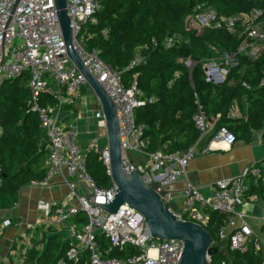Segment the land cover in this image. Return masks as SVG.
Returning <instances> with one entry per match:
<instances>
[{
    "label": "built area",
    "instance_id": "2783aa9c",
    "mask_svg": "<svg viewBox=\"0 0 264 264\" xmlns=\"http://www.w3.org/2000/svg\"><path fill=\"white\" fill-rule=\"evenodd\" d=\"M99 8L97 0H68L67 4L75 50L117 105L125 172L138 171L148 184L156 185L155 189L162 194L163 202L170 206L179 220L205 226L209 221L206 209L226 214L225 225L220 230L221 240L228 241L233 250L260 254L264 264V196L249 193L252 184L264 185V167L256 162L251 163L241 174L213 181L210 193L204 195L190 180L188 166L198 152L207 151L206 147L199 151L197 141L179 152L149 151L144 138L147 125L137 122L136 109L154 98L144 97L136 79L126 87L122 82L121 71L106 63L97 49L88 47L91 35L88 25L97 23L95 14ZM262 15V10L253 9L247 13L228 16L218 13L212 7H205L204 4L197 6L192 15L197 25L233 30L240 23L243 27L239 34L243 41L236 51L203 61L208 82L220 84L226 80L230 69L238 64L239 54L254 58L260 55L264 48V18L260 19ZM185 40L181 33H174L164 38L163 45L173 48ZM211 48L217 49L214 45ZM142 61V56L137 54L127 68H133ZM181 61L190 70L197 64L190 57ZM26 72L29 73L28 104L39 114L49 149L45 176L40 180H31L26 185L31 188L49 187L65 167L69 192L61 200L48 198L40 193L37 197L38 220L21 222L22 225L15 232L6 253H3L2 237L8 228L16 224L12 218L1 214L3 210H0V263L37 264V258L32 259L31 252L39 250L41 255L47 246L48 237L59 234L64 239L70 238L71 246L55 264H77L84 250L90 252L86 264H179L184 249L183 240L154 238L144 217L128 203L123 204L115 214L97 206V203L105 204L113 199L118 187L111 178L109 188H100L88 173L87 155L90 151L99 153L100 159L108 167V144L100 147L95 140L82 148L80 133L68 120L66 107L74 105L83 94V89L90 86L68 55L55 0H19L18 3L17 0H0V85L5 80L21 77ZM44 93L53 96L54 105L41 103ZM95 118L98 127L106 133V121L101 108L95 112ZM194 121L201 132L200 138L213 129V140L223 141L227 146H232L237 141L233 131L227 127L218 129L215 123L209 121L199 100ZM255 133L260 141H264V127ZM137 154L147 158V164L137 162ZM1 173L0 165V184ZM182 179L185 182L184 200L179 209L174 205V191ZM83 183L93 191L90 198L86 196ZM253 200L263 203L260 232H256L250 225L247 213L239 209ZM18 205L19 201L13 208ZM80 211H84L89 220L78 226L71 218ZM62 231L67 232L68 237H64ZM98 233L105 234L115 247L123 249L126 244H131L139 248L140 253L122 257L104 256L96 240ZM211 259L212 256L210 261Z\"/></svg>",
    "mask_w": 264,
    "mask_h": 264
},
{
    "label": "trees",
    "instance_id": "16d2710c",
    "mask_svg": "<svg viewBox=\"0 0 264 264\" xmlns=\"http://www.w3.org/2000/svg\"><path fill=\"white\" fill-rule=\"evenodd\" d=\"M97 1L100 8L95 14L97 23L88 25L91 34L88 47L97 49L106 63L121 71L126 87L136 79L144 97L154 98L136 109L137 122L147 125L144 138L149 151L179 152L200 139L201 132L194 121L197 100L209 121L218 129L227 127L233 131L237 140L250 141L256 130L264 127V48L257 58L239 54L238 64L230 69L226 80L220 84L210 83L205 78L203 61L236 51L243 41L239 36L243 27L240 23L233 30L200 26L192 19L200 4L228 16L259 9L263 12L260 19H263L264 0ZM174 33H181L186 40L166 48L164 38ZM212 45L217 49L213 50ZM137 54L143 61L128 69ZM188 57L197 61L192 70L181 61ZM28 81L26 72L0 85V210L12 209L19 201L22 188L46 174L49 155L46 133L39 114L28 104ZM41 103L54 105L55 99L44 93ZM75 116L76 113L72 118ZM212 139L213 135L208 143ZM87 166L89 175L100 188L111 186L108 167L99 153H88ZM249 193L263 197L264 185L252 184ZM206 210L209 221L205 227L220 248L212 256L211 264H263L260 254L233 250L228 241L221 240L220 230L225 225L226 214L211 208ZM71 220L81 226L89 219L80 211ZM96 240L104 256L140 253L139 248L131 244L123 249L113 246L102 233L96 235ZM70 246V238L54 234L48 237L41 255L39 250L31 252L32 259L37 258V264H55ZM89 258L90 252L84 250L77 264H86Z\"/></svg>",
    "mask_w": 264,
    "mask_h": 264
},
{
    "label": "water",
    "instance_id": "95a60500",
    "mask_svg": "<svg viewBox=\"0 0 264 264\" xmlns=\"http://www.w3.org/2000/svg\"><path fill=\"white\" fill-rule=\"evenodd\" d=\"M55 1L68 55L86 77L106 121V136L110 153L108 173L118 189L113 199L105 204L97 203V206L100 205L107 212L115 214L123 204H130L144 217L149 232L154 238L183 240L184 249L179 264H211L210 256L218 253L220 249L215 245L214 237L206 227L197 222L179 220L170 210V206L163 202L162 194L155 189L156 185L148 184L138 171L125 172L122 163L123 148L117 105L102 83L88 70L75 50L71 19L67 9L68 0ZM82 186L86 190V196L90 198L93 195L92 189L86 183Z\"/></svg>",
    "mask_w": 264,
    "mask_h": 264
},
{
    "label": "crops",
    "instance_id": "0c3cea01",
    "mask_svg": "<svg viewBox=\"0 0 264 264\" xmlns=\"http://www.w3.org/2000/svg\"><path fill=\"white\" fill-rule=\"evenodd\" d=\"M88 98L90 97L86 94V89H84V93L75 102L74 106L67 109L68 120L77 127L80 133V145L82 148H85L95 140L99 144L100 136L105 133L104 130L98 127L97 119L95 118V112L100 109L96 96L95 98L91 97L92 104ZM74 113H76V116L72 118ZM238 113H240L239 110ZM212 132L213 129L200 138L197 143L199 151L204 147L207 148V151L198 152L188 166L190 180L199 187L200 192L204 195L210 193V185L213 181L241 174L251 163L259 162L264 167V141H260L256 133L250 141L238 139L232 146H227L223 141L213 139L208 143ZM139 157L137 162L147 164V158ZM66 175V168L63 167V173L58 174L49 187L31 188L25 185L20 193L18 207L2 211L1 214L12 218L16 224L8 228L2 237L3 253H6L15 232L22 225L21 222H35L38 220L37 197L40 193L48 198L61 200L69 192V186L65 180ZM184 185L185 182L182 179L177 183L174 191V205L179 209L183 205ZM239 209L247 213L250 225L256 232H260L259 226L260 217L263 215V203L253 200Z\"/></svg>",
    "mask_w": 264,
    "mask_h": 264
},
{
    "label": "rangeland",
    "instance_id": "374dc122",
    "mask_svg": "<svg viewBox=\"0 0 264 264\" xmlns=\"http://www.w3.org/2000/svg\"><path fill=\"white\" fill-rule=\"evenodd\" d=\"M84 89H86V94L90 97V98H88L89 99V102L92 104V100H91V97H94L95 98V94H94V92L92 91V89L90 88V87H85ZM84 89H83V93H84ZM94 98H92V99H94ZM90 104V105H91ZM244 104L245 105H247L246 104V101H244ZM91 107H92V105H91ZM237 114H239L238 113V110H237V112H236ZM107 136H105V133H104V135H101L100 136V141H99V144H100V147H104L106 144H107ZM140 155H136V160L138 161V159L140 158L139 157ZM258 204H260V203H258ZM62 235L64 236V237H68V235H67V232H65V231H62ZM73 239V238H72ZM73 241H75L76 243H78V241H76L75 239H73Z\"/></svg>",
    "mask_w": 264,
    "mask_h": 264
}]
</instances>
